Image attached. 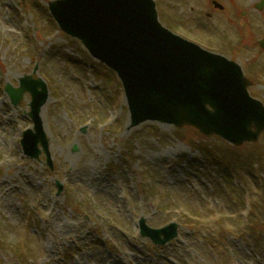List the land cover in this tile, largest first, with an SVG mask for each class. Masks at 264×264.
I'll return each instance as SVG.
<instances>
[{
    "label": "rangeland",
    "instance_id": "obj_1",
    "mask_svg": "<svg viewBox=\"0 0 264 264\" xmlns=\"http://www.w3.org/2000/svg\"><path fill=\"white\" fill-rule=\"evenodd\" d=\"M49 1L0 0V264H264V134L234 149L190 127L129 130L119 82L59 31ZM153 1L162 26L240 64L264 103L260 0H216L220 12L212 0ZM24 75L48 89L52 171L43 153L22 154L29 95L13 107L3 90ZM139 218L178 235L153 246Z\"/></svg>",
    "mask_w": 264,
    "mask_h": 264
},
{
    "label": "water",
    "instance_id": "obj_2",
    "mask_svg": "<svg viewBox=\"0 0 264 264\" xmlns=\"http://www.w3.org/2000/svg\"><path fill=\"white\" fill-rule=\"evenodd\" d=\"M262 6L264 2L258 9ZM48 7L64 34L116 73L126 99L129 130L146 121L188 126L234 146L255 143L264 132V104L248 94L250 82L240 66L162 27L152 0H54ZM259 45L264 49V41ZM4 91L14 107L29 94L32 129L22 133L20 145L32 160L43 152L51 169L40 118L48 99L45 82L24 75L17 87L7 84ZM56 185L59 195L62 187ZM177 227L169 223L151 229L144 218L138 221L140 237L160 246L177 236Z\"/></svg>",
    "mask_w": 264,
    "mask_h": 264
}]
</instances>
